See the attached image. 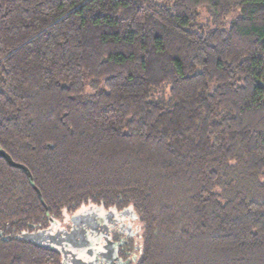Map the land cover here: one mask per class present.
Returning <instances> with one entry per match:
<instances>
[{
  "label": "trees",
  "instance_id": "16d2710c",
  "mask_svg": "<svg viewBox=\"0 0 264 264\" xmlns=\"http://www.w3.org/2000/svg\"><path fill=\"white\" fill-rule=\"evenodd\" d=\"M0 147V264H65L22 233L79 205L133 264H264V0H0Z\"/></svg>",
  "mask_w": 264,
  "mask_h": 264
},
{
  "label": "flooded vegetation",
  "instance_id": "af4514ba",
  "mask_svg": "<svg viewBox=\"0 0 264 264\" xmlns=\"http://www.w3.org/2000/svg\"><path fill=\"white\" fill-rule=\"evenodd\" d=\"M137 220L129 207L79 205L27 232L45 231L50 239L43 236L39 243L57 249L65 264H131Z\"/></svg>",
  "mask_w": 264,
  "mask_h": 264
},
{
  "label": "rangeland",
  "instance_id": "374dc122",
  "mask_svg": "<svg viewBox=\"0 0 264 264\" xmlns=\"http://www.w3.org/2000/svg\"><path fill=\"white\" fill-rule=\"evenodd\" d=\"M232 18V15L228 16L226 20H230ZM197 22L202 26L204 29L208 30L214 27L213 21H212V15L208 11L207 7L202 6L199 9V17ZM159 95L164 96L167 98L169 96V87H165V90L162 93H158ZM157 94V95H158ZM134 227L138 229L141 227V223L139 220H137L134 223ZM141 230L138 231L137 235L133 239V249L131 250V255H129V258L135 256L138 257L140 253V246H141ZM134 261H131V264H133Z\"/></svg>",
  "mask_w": 264,
  "mask_h": 264
},
{
  "label": "water",
  "instance_id": "95a60500",
  "mask_svg": "<svg viewBox=\"0 0 264 264\" xmlns=\"http://www.w3.org/2000/svg\"><path fill=\"white\" fill-rule=\"evenodd\" d=\"M0 156L4 157L9 164L17 166V167H22L26 171V173L29 177V180L32 181L30 172L23 165L15 163L11 159V157L1 147H0ZM44 233H45V231L24 232V233H22V237L30 239V240L35 241V242H40L42 239H44L43 236H46ZM46 238L50 239V236L48 235V236H46Z\"/></svg>",
  "mask_w": 264,
  "mask_h": 264
}]
</instances>
